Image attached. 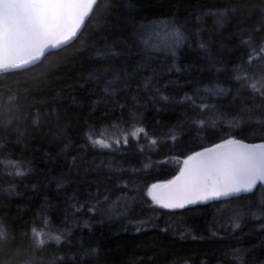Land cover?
<instances>
[{
	"label": "snow or ice",
	"instance_id": "obj_1",
	"mask_svg": "<svg viewBox=\"0 0 264 264\" xmlns=\"http://www.w3.org/2000/svg\"><path fill=\"white\" fill-rule=\"evenodd\" d=\"M206 7L151 18L127 11L123 0H0V73L5 75L27 73L48 56L72 47L95 22L94 31L72 56L84 65L75 77V87L84 96L71 97V112L65 108L63 116L59 110L53 113L58 100L50 103L41 98L26 107L12 96L7 103L0 102V178L8 184L6 197L18 195L17 186L33 173L32 161L20 153V146H27L36 134L54 144L59 149L57 159L67 165V171L45 176L47 185H54L57 198L69 191L67 182L75 189L62 201L73 209L71 226L53 224L49 216L60 209L47 198L27 221L19 211L16 217L0 216V249L11 250L5 264H113L98 246L73 245L71 229L91 234L103 225L124 232L133 227L139 233L152 222L133 215L144 189L134 186L135 179H126L130 172L142 176L144 169H125L107 159L126 149L130 138L137 143L143 138L152 147L160 143L153 138L159 134L150 135L143 126V111L149 106L157 113L178 111L181 119L166 126L164 135L166 142L185 150L177 156L178 167L170 179L145 183L150 198L145 202L173 215L176 210L211 204L210 234L224 243L227 237H238L253 220L264 228V142L237 138L248 125L259 124L264 132V73L258 78L248 73L253 59L264 61V5L257 9L243 0H228L208 11ZM193 44L197 61L182 60ZM176 73L182 76L173 79ZM205 75L211 79L205 81ZM204 83L211 86L202 88ZM170 86L171 94L163 95ZM69 123L88 130L80 152L96 149L105 159L97 164L95 156L88 160L70 152ZM98 126L116 131L94 139L93 129ZM193 132L217 136L219 142L183 144ZM217 202L228 207H218ZM161 231L167 233L169 228ZM185 235L189 234L179 232L180 239ZM231 249L217 256L215 264H235L229 255L239 264H255L249 249L235 244Z\"/></svg>",
	"mask_w": 264,
	"mask_h": 264
},
{
	"label": "trees",
	"instance_id": "obj_2",
	"mask_svg": "<svg viewBox=\"0 0 264 264\" xmlns=\"http://www.w3.org/2000/svg\"><path fill=\"white\" fill-rule=\"evenodd\" d=\"M227 2L228 0H183V4H181L180 0H123L127 11L134 14L140 13L151 18L168 12L187 14L193 10L198 11L202 5L208 6L204 9L208 11L212 5ZM243 2L255 6L257 9L264 5V0H243ZM207 24L208 27H211L212 21L209 19ZM94 25L95 22L89 25V30L84 33V37L72 47L59 51L56 55L48 56L43 64L38 65L31 71L0 75V102L7 103L9 96H12L19 100L21 106L26 107L29 104L37 103L41 98L50 103H55L58 100V107L51 110L53 113L59 110L61 116H63V109L65 108L71 112L74 107L71 97L83 98L84 96V93L75 87V77L80 74L84 65L81 61L73 60L72 56L76 49L84 43L90 32L94 31ZM195 50L196 45L193 44L192 48L186 51V55L182 57V60L195 63L197 61V57L193 54ZM180 66L186 67L187 65L181 64ZM248 73L258 78L264 73V61L253 59L248 68ZM181 76L182 73H176L173 79ZM203 79L208 81L211 77L205 75ZM184 83V79H179L180 85ZM209 86L211 85L208 83L201 84L202 88ZM57 94L59 95L57 96ZM170 94L171 86L169 90L163 91V95ZM157 106L160 107L161 105ZM43 111L49 110L43 109ZM177 119H181L178 111L170 112L164 109L157 113L149 106L143 111V126L149 131L150 135L158 133L159 135L153 138H157L160 143L156 147H152L143 138L139 143L130 138L126 149L107 157V159L113 161L114 166H122L125 169H144L142 176L130 172L129 177H126V179H135L136 184L134 186L144 189V197L138 200V206H136L133 215L141 220L151 219L152 222L145 224L143 230L139 233L133 227L124 232L116 226L97 225L91 234H87V230L82 228H72L71 243L73 245L84 243L98 246L105 259L113 262V264H173L174 261L180 259H183L185 264H196L198 260L203 264L204 261L209 259L212 264H215L216 257L224 252L231 253V245L235 244L238 248L249 249L255 264H264V228H262L261 222L254 220L248 222L247 226L244 227V231L238 237H227V243H224L210 234L214 212L211 204L190 206L191 210H176L173 215L170 210L160 209L158 206L145 202H150V198L146 196L145 183L150 186L151 183L170 179L178 167L177 156L185 150L183 147H176L170 142H166L167 138L164 135L166 126L174 124ZM87 131V128L77 129L69 123L67 135L72 139L73 145L68 150L75 154H82L88 160H92L95 156V162L98 164L101 159H105L104 156L97 155L98 150L86 148L83 153L80 152ZM115 131V129L106 126H98L93 129V138L104 139L111 136ZM44 132H49V129L45 128ZM262 137H264V132L261 131L259 124L255 126L248 125V130L237 136V138H243L245 141L259 143L264 142ZM30 141L27 146H20V153L32 161L33 173L17 186L19 194L11 198L6 197L4 193V189L8 187V184L3 178H0V216L16 217L19 211V214L23 215L24 220L27 221L31 218L30 213L35 207L43 204L45 198H47L51 204L60 209L55 215L50 214L49 216L53 224L56 226L68 224L71 226L70 218L73 209L62 201L65 196L71 197L73 195L75 189L72 187V183L67 182L66 187L69 191L67 193L61 192L59 198H57L54 185L48 186L44 180L45 176L51 177L60 174L61 171H67V165L64 161L57 159L59 149L54 144H50L44 137L36 134L30 137ZM211 141L219 142V139L217 136L208 134L197 136L193 132L187 141L182 143L189 147L200 144L210 146ZM140 148H144L145 151L140 152ZM46 152L51 155L46 156ZM71 160V156L67 157L68 163ZM256 198L259 201V193L256 194ZM217 206L228 207V205L220 202H217ZM235 206V204L231 205V207ZM153 208H155V211H153ZM165 227L169 228L167 233L161 231ZM180 231H184L189 235H185L184 239H180ZM192 236L202 237V239H192ZM213 252H215V256L211 255ZM10 255V249H0V264H5ZM228 259L233 260L235 264H239V261L232 255H229Z\"/></svg>",
	"mask_w": 264,
	"mask_h": 264
},
{
	"label": "water",
	"instance_id": "obj_3",
	"mask_svg": "<svg viewBox=\"0 0 264 264\" xmlns=\"http://www.w3.org/2000/svg\"><path fill=\"white\" fill-rule=\"evenodd\" d=\"M3 73H0V75H2ZM245 142H250V141H245ZM250 143H259V142H250Z\"/></svg>",
	"mask_w": 264,
	"mask_h": 264
}]
</instances>
